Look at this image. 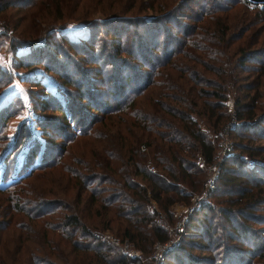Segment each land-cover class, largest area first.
<instances>
[{"label": "trees", "instance_id": "obj_1", "mask_svg": "<svg viewBox=\"0 0 264 264\" xmlns=\"http://www.w3.org/2000/svg\"><path fill=\"white\" fill-rule=\"evenodd\" d=\"M191 1L179 0L177 4L173 3L167 8L159 9L162 14L157 16L145 14L146 16L128 17L113 14L109 18L100 20L96 18L88 23L87 32L83 37L73 38L66 35L70 46L96 59L93 60L94 65L85 68V71L90 69L102 74L103 78L97 79L87 75L77 65L81 73L73 64L67 70L48 57L42 59L41 66L45 71L52 73L59 71L62 75L63 79L59 87L62 88L64 95L59 98L52 92L43 93V99L39 101L38 107L41 109L53 107L54 110L61 112L63 121L54 118L48 120L46 115H38L37 119L39 123H46L52 127L53 131L50 135L55 138L63 136L64 141L61 146L74 139L76 135L90 132L91 122L100 120L102 116L107 115L106 117L113 119L115 113L122 112L129 115L130 119L124 124L117 123L113 128H117L115 132L119 134V144L121 148L123 147L121 153L104 149L102 144L98 149L101 150L100 157L94 159V162H97L95 165L92 161L83 168L69 166V169L61 170L59 165L56 167L61 170L58 177L65 180L66 188L73 190L76 201L82 197L88 201V208L95 217V221L89 223L98 222L94 224L98 229L91 228L77 209H70L67 213L58 211L65 201L57 197L56 180H50L46 186H42L40 181L39 183L37 181L38 178L50 179L48 176L42 177V174L45 169H53L56 166L58 162L55 163L54 160L59 161L66 147L62 148L58 159L43 164H39L38 161L35 165H28L22 175L14 176L6 181L5 185L0 186V192H7L6 199L1 202L5 205V209L13 214L21 213L26 216L29 222L36 226L35 230L38 232L40 248L30 249L26 260L21 264H143L141 256L127 255L107 237H101L104 229H109L113 235L127 238L134 246L147 253L151 251L155 240L162 242L170 236V230L161 220L163 218H159L160 213L172 220L171 205L176 201L188 202L192 192L203 188L205 170L196 159L197 156H201L205 164L212 162L215 142L209 133L211 129L217 130L229 119V113L222 109L221 99L224 98L227 82L231 80L235 85L238 73L233 71V68L238 65L235 61L232 68L227 69L220 59L229 52L227 50L230 38L227 36L226 23L222 21L221 15L216 13L222 10L218 2L210 4L208 0H203L202 3L192 1L199 11L195 10L193 15H187L191 20L190 23L178 22L175 29L171 26L161 27L163 40L152 39L157 35L160 25L164 26L163 24L174 20L175 14L183 7L194 10L195 5L190 7L185 3ZM63 2L67 1L51 2L52 11L59 12L61 17ZM257 3H260L258 9L264 14V1ZM12 6L21 8L23 1L0 0V14ZM118 8L121 9V6ZM46 15L43 14V18H47ZM139 25L146 29H141ZM132 26L134 30L131 29ZM53 30L54 27L46 33L47 38L53 36ZM101 30L105 35L108 32L109 36L100 37ZM131 32L132 37H130ZM62 36L64 37L65 34L63 33ZM145 36L148 42L143 40ZM98 38L102 42L99 47H97ZM65 51L60 50L59 53ZM251 57L264 61V52L254 53ZM179 58L188 59L192 64L184 65ZM238 58H240V66L248 60L245 52L237 55L236 59ZM37 61L39 60H22L25 65L30 63L35 65ZM76 61L74 60V63ZM70 69L73 72L78 71L77 75L73 76L69 73ZM261 69L262 64L254 69L257 71L256 77L259 76ZM172 70L176 71L175 78L171 75ZM139 71L144 74L139 75ZM204 71L213 72L216 78L205 79ZM161 74L167 76L166 80L161 79L162 84L166 86L168 83V88H173L175 91L162 94L164 99L150 101L148 103L150 109L138 106L135 97L140 93L141 88H135L137 86L135 81L144 88L148 84L155 83L157 76ZM170 76L175 81H172ZM228 77L230 80L227 79ZM203 79L215 85L202 84ZM91 80L109 84L111 91L109 100L100 98V92L103 91L95 88V85L88 86ZM178 80L186 84L183 91L178 88L180 85L177 86ZM248 82L242 81L240 84L246 90L255 88V85H248ZM70 83L78 85V89L81 88L76 97L65 87L71 85ZM130 83L134 86L131 93L123 91L122 94V90ZM82 85H84L83 89ZM187 85L190 93L185 97L183 92L186 91ZM252 94L245 91L241 96L237 95L234 100L236 117L247 119L245 122L232 124L235 136L241 139L244 136L252 139V135L246 131L252 129L255 124L264 123V109H261L263 98L258 96V89ZM83 96L102 111L100 117L91 112H82L78 101L83 99ZM197 98L200 101H197ZM196 108H199L197 111L204 115L203 125L202 121L193 114ZM163 114L175 117V122L166 121ZM5 120V117L0 116L1 123ZM208 125L212 126L211 129L206 127ZM64 126L68 129L61 134ZM23 128L24 124H21L20 132ZM91 135L98 137L94 132ZM23 140V136L16 137L14 143L2 152L4 161L2 169H7L6 161ZM155 140L159 141V151ZM140 143L148 147L147 153L140 150ZM240 148L241 150L244 148L248 157L258 153L253 145L245 147L240 145ZM29 150L31 153L28 152L27 157H32L34 148L30 147ZM232 152L229 155L239 157L241 151L235 154ZM262 156L261 164H264V155ZM114 158L118 160L113 161ZM98 162L104 163L102 168L107 172L97 171ZM235 163L238 166L242 161L235 159ZM151 166L154 169H151ZM231 166L222 165L219 180L223 184L232 185L238 181L237 188L235 187L231 194L224 195L217 206L210 207L204 204L196 208L186 221L187 228L184 231L191 237L181 241L187 244L176 245L177 247L172 249L173 252L167 253L165 256L167 261L162 260L164 264H169L175 257L176 250L188 256L185 247L196 246L200 247L202 252H209L202 255V259L207 264H216V261L219 264H233V262L264 264V212H260L264 209V165L259 166L261 174L254 172L246 174L237 166ZM20 168L21 164L17 166L16 173L19 174ZM243 175L247 177L242 179ZM28 177L31 178L30 182L34 181L32 188H29V181L23 182ZM107 181L111 183L110 187L105 185ZM50 196L52 197L49 198ZM152 200L155 205L151 203ZM252 222H261V225L255 227ZM32 232L35 231L31 230L29 234ZM200 233L204 241L196 240ZM25 234L30 239L28 232L25 231Z\"/></svg>", "mask_w": 264, "mask_h": 264}, {"label": "rangeland", "instance_id": "obj_2", "mask_svg": "<svg viewBox=\"0 0 264 264\" xmlns=\"http://www.w3.org/2000/svg\"><path fill=\"white\" fill-rule=\"evenodd\" d=\"M22 1L23 6L21 8L12 6L4 13L0 14V116L1 118H6L4 123L0 122V186L5 185L7 183L6 181L11 180L14 176L22 175V172H24L28 165H35L38 161L39 164H43L58 159V155L62 148L66 147L64 152H62L59 161L54 160L55 163L58 162L55 164L56 166H54L53 169H45L42 174V177L48 176L50 179L38 178L37 181L38 183L40 181L42 186H46L50 180H56L55 187L58 191L57 197L62 198L63 202L65 201L64 204H61L58 211L61 213H67L70 209H77L79 213H82L81 216L83 219L89 223V221H95V217L93 216L92 211L88 208V201H86L84 197L80 198L79 201H76V198L73 197V190L66 188L65 180L62 177H58L60 176L59 172H61L62 169H67L69 166L83 168L85 165L88 166V162L92 161L93 165H95L97 162H94V159L100 157L99 152H101V150L98 149L102 144H104V149H112L116 150L114 151L116 153L117 151L121 153L123 147L121 148L119 144V134L118 132H115L117 131V128H113L117 123H127L130 116L122 112L115 113L113 116L114 120L106 117L107 115L104 117L102 116L100 120L91 122V130L93 129L92 132L96 133L98 137L91 135L92 132L90 130V132L86 134L81 133L76 135L74 139L67 141L64 146H61L64 141L63 136L55 138V136L50 135L53 131L52 127L46 123H39L37 119L38 115H46L48 120L54 118L61 122L63 121L61 118V112L54 110L53 107L46 109L38 107V103L41 100L43 93L49 94V92H52L59 98H62L64 95L62 88L59 87L60 82L63 79L62 75L59 71H55L54 73H52V71H45L41 66L42 59L48 57L50 60L57 62L60 67H63V69L66 68L67 70L71 68L73 64L76 69H78L77 66H79L80 69H83V72L87 75H91L97 79L98 77L103 78L102 74L96 73L90 69L85 71V68L94 65L93 60L96 59L70 46V44L67 43V36L81 38L87 32V26L90 21H93L96 18L99 20L109 18L113 14L125 15L128 17H140L145 14L157 16L162 14L159 9L167 8L173 3L177 4L179 0H66L67 2H63L64 6H62V17L59 16V12L56 13L52 11L51 2L55 0ZM192 1L202 3L203 0ZM192 1L185 3L191 7L195 5ZM235 1L236 0H208L210 4L218 2V5L221 7L222 10H219L216 13L217 15H221L223 18L222 21L226 23L227 36L230 38L229 48L227 50L229 52L220 57L222 64L227 67V69L232 68L235 61L238 65L233 68V71H237L238 73L235 85L228 77L227 79L230 81L227 82L224 92L225 94L223 96L224 98L221 99L222 109H225L229 113V119L215 131L211 129L212 126H206L211 129L209 135L215 142L213 161L210 164H205L204 162H201L199 156H197L196 159L205 170L204 182L212 174L216 173L214 177V185L208 190L204 185L201 193L199 192V196L203 195V197H207L208 201L198 202L197 199L188 198V202H174L171 205L172 220L167 219L164 214L160 213L159 218H163L161 220L170 230V236L164 243L169 244L174 242L169 248L163 249V247L161 249V247H158V244L157 246L155 245L159 240H155L151 251L145 253L141 251L140 248L134 246L127 238L113 235L109 229H104L103 233L104 235L106 233L105 237L109 240H111L110 237L117 238V241H111L118 245L121 251L125 253L126 251H137V255L142 257L143 264H164L162 260L167 261L165 259L166 254L173 252L172 249H174L176 245L187 244L182 243L181 241H186V239L191 237L184 231H186L187 228L186 221L189 219L190 215L195 212L196 208L204 204L210 207L217 206L224 195H229L234 192V188H237L238 186V181L235 185H232L223 184L219 180L222 165L225 164L232 165L231 167H236L235 159H240L242 163H240L237 168L242 169L241 171H244L246 174L248 172L262 173L261 169H259L261 167L259 166L264 165L261 164L263 159L262 155H264V123L260 122L259 124H255L252 126V129L246 131V133L252 135V139H248L246 136L242 137V139L236 137L235 129L232 124L235 122L242 123L247 121L246 118H237L234 111V100L236 96H241L245 91L252 94L255 89H258V96L263 98L261 109H264V61L262 59L256 60L251 57L254 53L264 52V14L258 9L260 3H257L263 1ZM149 4L152 6H148ZM120 6L121 9L118 8ZM194 7L195 8H193L194 10L192 11L189 8L184 7L182 10H179V12L175 14L176 16L174 20H170L166 24H163L164 26L160 25V29L157 30V35L152 39L157 38L158 41L163 40V31L161 32V27L166 28L171 26L172 29H175L176 23L178 22L190 23L191 20L187 18V15H193L195 10H197V12L199 11L196 5ZM43 14H47V18H43ZM47 23H50L51 25ZM52 27H54L53 36L47 38L46 33H48ZM139 27L141 29H146L141 25H139ZM131 29L134 30L133 26ZM63 33L65 34L64 37L62 36ZM100 33V37L105 35L103 30H101ZM132 35L133 33L131 32L130 37H132ZM105 36H109L108 32ZM99 39L100 38H98L97 47L102 43ZM143 40L148 42L146 36L143 37ZM61 47H63V49ZM60 50L65 51V53H59ZM244 52L248 57V60L244 62V65L240 66V58L236 59V57ZM249 53H251V55H247ZM67 56H70L71 58H68ZM27 58H30L31 60ZM22 60L39 61L35 62V65H33L34 63L25 65ZM74 60H77V64L74 63ZM180 62L184 65L192 64L190 60L185 58L181 59ZM259 64H262V69L259 71V76L256 77L255 75L257 71H254V69L259 67ZM122 72L125 73V71ZM69 73L76 76L78 71L73 72L70 69ZM175 73L176 71L172 70L171 75H173V78H175ZM140 74L142 75L144 73L139 71V75ZM203 74L205 75V79L216 78L211 71H204ZM57 75L59 76L57 77ZM166 77L164 74H161L157 76V81L155 83L148 84L144 86V88L135 81L137 85L135 88H141L140 93L135 97L137 105H141V107H144L145 109H150L151 106L148 104L150 101L163 98L162 94L166 92L175 91L173 88H168V83L166 86L162 84L163 81L161 79L166 80ZM173 78L170 76V79L175 81ZM159 80L161 81L160 83L158 82ZM242 81H249L248 85H255V88H247L246 90V88L240 84ZM176 83H179L177 86L180 85L178 88L181 91H183V88H186V84L183 83L182 80H178ZM202 84L210 86L215 85L214 83L206 82V80L204 81V79ZM202 84L198 85L200 86ZM93 85H95V88L97 87V89L103 91V93L100 92V98L104 100L110 99L111 91L109 89V84L101 83L99 81L94 82L93 80L89 81L88 86L92 87ZM77 86L78 85L71 84L65 87L67 90L73 92V94H75L74 97H76L77 92L81 91V88L78 89ZM83 87L84 85H82V89ZM132 87L134 86L133 84L131 86L130 83L122 90V94L124 93L123 91L131 93ZM183 93H185V97L190 93L188 85L186 91ZM197 101H200L199 98H197ZM78 104L83 113L91 112L99 117L102 115V111L95 107L94 104L88 102L85 96L78 101ZM197 109L199 108H196V112H193L194 116L201 121L204 120L202 117L204 115L197 111ZM257 111H259V109ZM164 116L166 121L170 123L175 122V117L166 114ZM21 124H24V128L20 132ZM203 124L202 121V125ZM67 129L68 128L64 126L61 130V134ZM21 136L24 138L23 142L13 151L9 160L6 161L8 166H5H7V169H2V163L4 164V161L2 160V152L6 151V149L14 143L16 137ZM154 142L157 143V149L159 151V141L155 140ZM240 145H243L244 147L246 145H253L254 150L258 153H255L256 155L254 156L248 157L247 152L244 151V148L241 150ZM30 147L34 148V154L32 157H27V153H31L29 150ZM139 147L140 150L145 153L148 152V147L143 145V143H140ZM231 151H233L232 153L234 154L241 151L240 156L229 155ZM86 155H88L87 158ZM117 160L118 158L113 159V161ZM231 160H233L234 163ZM81 162L84 163L81 164ZM19 164H21V168L18 174L16 171ZM103 164L104 163L102 162H98V168H96L97 171L101 173L107 172L102 168ZM58 165L61 170L56 168ZM151 169L154 168L151 166ZM30 177L24 179L23 182L27 183L31 180ZM246 177L247 176L243 175L242 179H245ZM33 183L34 181L30 182L29 188H32ZM105 185L110 187L111 183L107 181L105 182ZM204 192H206V194H204ZM6 196L7 192H0V264H21V262L26 260L30 249L38 250L40 248L38 244V232L35 230L36 226L32 222H29L26 216L21 213H19V215L13 214L5 209V205L1 202L6 199ZM51 197L52 196L49 198ZM151 203L155 205L153 200ZM192 205H194L193 208L189 210V207ZM260 212L263 213L264 209ZM222 219L223 218H221V221L225 223V220ZM177 222H180L179 225H177ZM94 224L89 223L88 225L94 230L98 229ZM17 225L19 227H17ZM253 225L258 227L261 225V222L253 223ZM31 230L35 232L29 234L31 233ZM25 231L28 232V237H30V239L27 238ZM201 235L202 234L200 233L196 240L204 241V238L200 237ZM240 247L243 246L240 245ZM185 249L188 251V256L186 253H179L176 250L175 257L170 260L169 264H201V261L202 264H207L204 262L205 260L202 259V255L209 252H202L200 247L197 246L195 248L185 247ZM158 251L161 254L160 259H158L159 257L157 259L155 257V253H158ZM126 254L129 255L128 253ZM215 263L219 264L217 261ZM233 264H239V262H233Z\"/></svg>", "mask_w": 264, "mask_h": 264}, {"label": "built area", "instance_id": "obj_3", "mask_svg": "<svg viewBox=\"0 0 264 264\" xmlns=\"http://www.w3.org/2000/svg\"><path fill=\"white\" fill-rule=\"evenodd\" d=\"M199 159L201 160V162H203V159H202V157L201 156H199ZM212 161H213V159H212ZM210 163H212V162H210ZM209 163V164H210ZM153 168V167H152ZM215 175H216V173H214V174H212L208 179H206V181L204 182V185L206 186V189L208 190L210 187H212L213 185H214V177H215ZM204 187V186H203ZM203 190V188L200 190V191H195V192H192L191 194H190V196H189V199L190 198H192V199H197V201L198 202H200V201H208V198L207 197H203V195H200L199 196V192L201 193V191ZM204 194H206V192H204ZM197 202V203H198ZM193 206L194 205H192V206H190L189 207V210H191L192 208H193ZM179 223L180 222H177V225H179ZM101 237H104V236H106V233H105V235H104V233L102 234V235H100ZM111 238V240L112 241H117V238L116 237H110ZM164 242H166V241H157L156 243H155V245L157 246V244H158V247H161V249L163 248V249H165V248H169V247H171L173 244H174V242H172V243H164ZM126 253H128L130 256H133V255H137L138 254V252L137 251H135V252H132V251H126ZM156 254V259L158 258V259H160V256H161V254H160V252L158 251V253H155Z\"/></svg>", "mask_w": 264, "mask_h": 264}, {"label": "water", "instance_id": "obj_4", "mask_svg": "<svg viewBox=\"0 0 264 264\" xmlns=\"http://www.w3.org/2000/svg\"><path fill=\"white\" fill-rule=\"evenodd\" d=\"M254 1H264V0H254Z\"/></svg>", "mask_w": 264, "mask_h": 264}]
</instances>
